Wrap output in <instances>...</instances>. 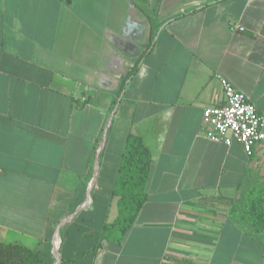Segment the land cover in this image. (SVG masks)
Instances as JSON below:
<instances>
[{
  "label": "crops",
  "instance_id": "crops-1",
  "mask_svg": "<svg viewBox=\"0 0 264 264\" xmlns=\"http://www.w3.org/2000/svg\"><path fill=\"white\" fill-rule=\"evenodd\" d=\"M215 74L264 113V0H0V242L46 264H264L230 216L264 182V140L204 137ZM128 134L151 166L116 243L101 232Z\"/></svg>",
  "mask_w": 264,
  "mask_h": 264
},
{
  "label": "trees",
  "instance_id": "trees-1",
  "mask_svg": "<svg viewBox=\"0 0 264 264\" xmlns=\"http://www.w3.org/2000/svg\"><path fill=\"white\" fill-rule=\"evenodd\" d=\"M151 49V44L138 58L124 78L120 92L136 73L139 63ZM113 101V103H115ZM151 166V155L140 137L128 134L117 170L112 195L117 197L118 214L110 224H104L101 240L121 243L137 213L147 199L146 185ZM231 218L243 225L264 254V182L253 185L247 194L232 200ZM0 264H46L39 251L0 242ZM62 264V263H61Z\"/></svg>",
  "mask_w": 264,
  "mask_h": 264
},
{
  "label": "built area",
  "instance_id": "built-area-1",
  "mask_svg": "<svg viewBox=\"0 0 264 264\" xmlns=\"http://www.w3.org/2000/svg\"><path fill=\"white\" fill-rule=\"evenodd\" d=\"M231 30L243 28L228 22ZM223 93V103L205 107L202 111L201 128L204 137L212 142L229 146L233 141L242 145L251 155L264 140V113L239 92L225 77L215 74ZM84 102V98L81 100Z\"/></svg>",
  "mask_w": 264,
  "mask_h": 264
},
{
  "label": "rangeland",
  "instance_id": "rangeland-1",
  "mask_svg": "<svg viewBox=\"0 0 264 264\" xmlns=\"http://www.w3.org/2000/svg\"><path fill=\"white\" fill-rule=\"evenodd\" d=\"M106 132V128L104 129V132L103 133H105ZM100 179V176L99 177H97V180H96V183L95 184H97L98 183V180ZM97 191H96V189L95 190H93V195L94 194H97L96 193ZM114 201V200H113ZM116 201V200H115ZM116 211V208H115V204H114V202H113V206H112V214L110 215V219H109V221H108V223L109 222H112V220H113V213ZM101 215H100V213L99 214H97V216H96V219H95V224H94V226L97 228V226L99 225V222L101 221ZM97 230H98V228H97Z\"/></svg>",
  "mask_w": 264,
  "mask_h": 264
},
{
  "label": "water",
  "instance_id": "water-1",
  "mask_svg": "<svg viewBox=\"0 0 264 264\" xmlns=\"http://www.w3.org/2000/svg\"><path fill=\"white\" fill-rule=\"evenodd\" d=\"M104 138H105V133H104ZM104 138H103V141H102V144H101L102 146H103V143H104ZM102 146H101V147H102Z\"/></svg>",
  "mask_w": 264,
  "mask_h": 264
}]
</instances>
